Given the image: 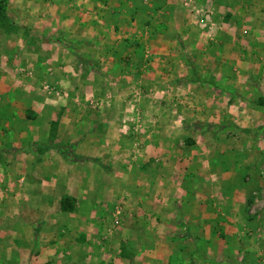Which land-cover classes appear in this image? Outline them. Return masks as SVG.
<instances>
[{"label": "rangeland", "instance_id": "1", "mask_svg": "<svg viewBox=\"0 0 264 264\" xmlns=\"http://www.w3.org/2000/svg\"><path fill=\"white\" fill-rule=\"evenodd\" d=\"M17 1L0 0L5 15L0 20V53L7 54V48L16 44L26 52L37 51L42 73L52 67L59 54L56 48H61L65 51L62 62L74 75L63 77L71 86H59L58 80L41 75L42 98L63 105L60 111L36 119L32 131L42 135L46 134L45 120L51 122L47 138L31 142L28 132L18 140L20 147L13 148L8 137L0 142L4 155L35 150L36 157L31 158L33 166L38 165L0 172L1 188H6L8 180L15 183L23 177L24 184L35 186L25 202L15 196L13 206L18 212L14 215L4 209L6 202L0 198V264H24L28 259L41 264V245L47 246L42 253L55 252L50 251L56 249L54 244H48L53 233L57 239L66 237L65 248L74 243V226L83 225L88 234L91 223L92 235L82 236L93 241L92 257L80 253L79 263L88 259L93 264H157L148 255L149 243L151 236L153 244L161 236L159 251L168 245L175 252L171 264H264V109L257 104L264 101V89L251 86L249 92L244 86L223 82L199 85L187 72L198 71L197 59L195 63L187 57L199 51L196 44L194 49L189 43L173 46L169 53L175 57L163 54L166 44H160L161 52L153 48L155 38L176 29L162 26L169 16L177 14L180 22L185 14L188 24H201L209 12L199 7V0H173L172 9L162 13L141 8L138 2L144 0H122L126 3L119 10H103L102 4L91 8L95 5L87 2L85 10L75 12L65 9V3L60 11L12 10L11 4ZM44 1L54 6V1ZM26 59L19 55L13 60L14 70L27 77L19 78V86L37 81L32 72L35 61L26 67ZM60 122L63 126L58 129ZM68 124L75 132L70 139L65 137ZM57 130H62L61 139L56 138ZM43 158L48 165L41 166ZM55 177L66 178L70 187L61 203L51 193L43 197L38 188L41 181ZM60 183L55 191L62 195ZM196 193L205 197L207 206L214 203L215 212L233 219L234 235H230L228 221L226 227L221 226L226 218L219 216L209 239L192 240L194 229L180 212L185 206L189 209ZM69 216L77 221L64 223ZM132 225L137 235L122 241L118 232ZM59 227L64 228L61 234ZM143 227L155 230L142 235ZM184 232L190 234L191 246L186 244L188 234L182 237ZM216 238H223L219 248L213 247ZM130 242L138 246L135 255ZM60 254L56 255L62 258L60 263L68 264L66 253Z\"/></svg>", "mask_w": 264, "mask_h": 264}, {"label": "crops", "instance_id": "2", "mask_svg": "<svg viewBox=\"0 0 264 264\" xmlns=\"http://www.w3.org/2000/svg\"><path fill=\"white\" fill-rule=\"evenodd\" d=\"M53 1L55 2L54 6H48L49 3H46L47 1L44 0H41V2L39 0H18L17 2L11 4V8L12 10H22L28 12L35 11L36 8H41V10L55 9L57 11H60L62 10L63 4L65 3V9L75 12L85 10V6L88 5L87 2L95 5L91 8L99 7L100 4H102L103 10H119L120 8L124 9L123 6L126 3L122 0L121 2H119L120 0H112V2L111 0H70L73 2H69L68 4L64 2L65 0H51V2ZM172 1L173 0H144V2L139 1L138 4H141V8H144L146 10H157V12L161 11L162 13L163 9L166 8L168 9V11H170L169 8H171L170 5L172 4ZM198 2L199 7H203L205 11L209 12L202 16L201 24H198L197 26L192 23L188 24V20L186 18L187 16H185V14H182L180 16L182 17V21L180 22L178 21L177 14L169 16V19H166L165 23L162 26L176 29H173L172 34L170 33V29H167L169 30L166 31L168 33L167 35H160L158 38H155L154 42L157 43V45L153 44V48L157 52H161L162 46L160 47V44H166V47L163 48V51H165V53L163 54L169 57H175L174 53H169L170 49L173 46L176 47L179 45L185 47L186 44L189 43L190 46L193 47V45L196 44L199 51L193 55L191 53H188L187 57L190 58V60L193 59L195 63L197 59V65L199 67L196 76L200 78L198 75L201 74V79L208 80V83H197L199 85L203 84L206 86H219L218 84L223 82L225 85L231 84L233 86H241V88L244 86L249 92H251V86L255 87V89H258L257 86L261 87V89H264V0H199ZM138 8L139 7L136 6L135 9ZM209 17L210 19H207ZM211 17L212 22L210 21ZM74 23H76V20L74 21ZM180 24H183L182 28H179L181 27ZM54 46L55 44L52 47ZM15 47H17L18 49L15 50ZM15 47L12 49L7 48V54H4L5 51L4 53H0V61L2 60L0 63V142L7 137L8 139L11 138V146L13 148L20 147L18 140H23L26 137V133L28 132L30 133L31 142L33 141L37 143L41 138H47V134H49L48 132H51L49 127L51 122L45 120L44 131L46 132V134L42 135L37 131H32L35 130L36 119L41 117L43 113H56L63 107L62 104H58L53 101L51 102L47 99L42 98L43 96H41V88L39 87L41 86V75L42 78H44V75H46V78H51L53 82L55 80H58L57 85L59 86H71V84H67V81H63V77L70 78L74 75V73H72V68L62 62V59L65 58L63 56L65 51H63L61 48L60 51L56 48V50H58L57 53L59 54L55 55L53 59L54 61L50 59L53 61L51 65L52 67H50L49 70H45L41 73V65L43 64H41V54L39 52L36 53L37 51L34 52L35 54L26 52L24 51L23 47H19L18 44H16ZM29 54L31 56H29ZM19 55L25 59L28 57L25 60V63H23V65L26 67L31 65L30 61H35L33 63L34 69L32 72L34 74L33 76L37 78V81L27 82L28 86H19V78L24 79L27 77L24 75V73H18L14 70L17 66L13 60ZM79 59H83L84 61L88 60L85 56H79ZM55 63H57V66L53 69V65ZM48 64L51 63L49 62ZM18 66H21V63L18 64ZM191 71L193 70L191 69L187 72L190 73ZM262 96L264 95L262 94ZM41 105L42 108H44L43 111L41 110ZM53 123L55 125L56 121H53ZM19 124L21 125V128L17 126ZM70 125L71 124L66 125V128L68 130V133L66 134L68 135H66L65 137H67V139H70L71 137H73V134H75L74 130L71 127L70 128L72 130H69ZM60 126H63V123H58V129ZM10 131L11 134H9ZM17 131L18 135L16 134ZM32 133L33 136L31 135ZM56 133V138L61 139L60 135L62 133V130H57ZM2 145L3 144L0 143V148ZM48 151L53 152L54 150L50 149ZM45 153L46 155L44 157H47V152ZM31 157H36L35 150L27 151V153H22L19 156H9L6 154L4 155L0 152V172L2 170H8L9 172L11 170V172H13V170H27L30 167H33L35 169V167H37L38 165L33 166ZM57 157L60 158L61 155L59 154ZM43 159L44 161L41 159V166L48 165L46 164V158ZM176 163L177 165H180L178 162ZM11 164H13L14 167H11ZM8 167L11 170H9ZM93 179V175H91V184L93 183ZM23 181L26 182L24 177L19 179L16 178L17 183L8 180L9 183H6V188H1L2 185L0 186V198H2L6 202L4 204V209L7 208L5 210L10 211L11 213H13V215L14 213L18 212L16 207L13 206L15 198L18 197L19 200V198L22 196V199L25 202L27 196L31 195L30 193H32L31 187H33L34 185H26ZM61 181H63V184L62 186L59 185L58 188L59 192L62 195H59L55 191V188H57L58 184H61ZM38 188L41 190V195L43 197H48L46 195L48 193H51L54 200L58 201V203H61L60 201L62 200V198L66 196L68 191H70L67 179L65 178L59 181V179L56 177L54 179L51 178L49 180L41 181V186H39ZM68 196H70V194ZM71 196L75 198L74 195ZM193 196L194 197L192 198L186 196L189 203H191L194 198L193 203L189 204V209L185 206V209H181L182 211L180 210L181 212H179L182 213L183 218H187V220H190L189 223L193 227L194 233L196 234V236H193L192 240H197L199 242L201 237L203 240L209 239L212 235L210 233V228L217 223L219 216L226 218V215L224 213L215 212L212 209V205H214V203L212 204V202H210L209 206H207L206 202H204L205 197L198 195V193L194 194ZM4 198H6V200ZM190 198L192 200H190ZM230 198L235 199V197L232 196ZM185 200L187 203L186 198ZM18 203L16 205H18ZM151 214L152 212L148 211L147 215H149V218L152 217ZM90 217L92 218V215ZM73 219L77 221L76 218H72V216H69V218H67L64 223ZM166 221L164 222V224H161L166 226ZM227 221L229 222V226L231 227L229 228V230H231L230 235L232 236L234 235L232 231V227L234 226L233 219L227 217L225 222H223L221 226L226 227L225 225ZM199 224H202L204 227H200ZM186 225H188V222L186 223ZM236 225L238 226V223H236ZM89 226V228L87 226L88 234L87 232L85 233L83 225L79 224V226H74V229L72 231L74 233L72 237L74 243H70V246L65 248L63 246L66 243L64 241L66 237L57 239L56 236H54L55 233H53V236H51L52 239L48 241V244H54L53 246L56 249H50V251L55 252L49 255L46 253H42L46 251L47 246L41 245V264H61L60 262L62 258H59L56 255L60 253L63 254V251L66 253L65 260L68 264H83L79 263L80 253L84 254L86 257H92L91 252L93 250L91 244H93V241L91 238H88L85 235V237L82 236L83 233L90 236L92 235V223ZM132 227L130 226L128 230L122 229V232H118V235H121L122 237V241L125 242L127 239L129 241V239L133 235H137L138 229H135L133 225ZM63 229L64 228L59 229L60 234ZM172 229H175V227H173ZM153 230L155 229L153 228ZM153 230L144 228L140 231V233L142 232L141 234L144 235L143 233L145 232V234L149 233L150 235H152L153 232L149 231ZM42 231L43 229L41 227V233ZM226 232L227 230H225V233ZM185 234H188V236L185 238L186 240H188V243L186 244L191 246V236L189 233L184 232L182 233V237ZM155 235L158 236L159 233H155ZM161 238L162 237L159 236V238H157L159 239V241L157 242L162 241L163 239ZM221 239L223 240V238H216V243L213 247L219 248L221 245L218 244V242H222ZM120 241L121 240H119V243H117V246L120 245ZM157 242L156 244H153V239L151 236L149 243L150 251H148L149 257L152 256L153 259H157V264H171L170 260L175 257V252L173 250L170 251L169 246L163 244L165 245L164 247L166 249L161 253L159 249L160 247H162V244ZM129 244L132 254L134 253V250L136 251L138 246L134 243V246H132L131 242ZM170 244L172 245L173 242L171 241ZM30 248H28L29 251ZM152 248L155 249L153 250V252H151ZM201 249L205 250V246L201 245ZM22 250H27V248H22ZM133 255H135V253ZM139 257H141V253H139ZM88 261L91 260L86 259L84 264H93L92 262ZM29 263L34 264L35 261L28 259V262L24 264Z\"/></svg>", "mask_w": 264, "mask_h": 264}, {"label": "trees", "instance_id": "3", "mask_svg": "<svg viewBox=\"0 0 264 264\" xmlns=\"http://www.w3.org/2000/svg\"><path fill=\"white\" fill-rule=\"evenodd\" d=\"M3 18H5V15H4V7H3V2H0V20H2ZM191 66V65H190ZM193 70V69H192ZM191 74L193 76V82H197V83H208V80H205V79H201V78H198L196 75V72L193 70L191 71ZM259 106H262L264 108V101L260 100L258 103H257ZM62 205L63 207L64 206V201L62 202ZM66 205V204H65Z\"/></svg>", "mask_w": 264, "mask_h": 264}]
</instances>
